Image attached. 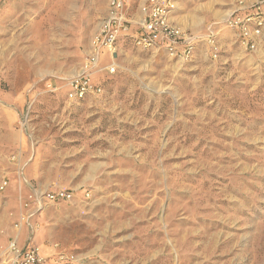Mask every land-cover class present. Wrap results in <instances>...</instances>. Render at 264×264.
<instances>
[{
  "label": "rangeland",
  "instance_id": "obj_1",
  "mask_svg": "<svg viewBox=\"0 0 264 264\" xmlns=\"http://www.w3.org/2000/svg\"><path fill=\"white\" fill-rule=\"evenodd\" d=\"M238 1L170 0L194 59L123 44L103 95L71 102L108 0H0V261L18 236L79 264H264V44L226 27ZM23 175L76 194L28 234Z\"/></svg>",
  "mask_w": 264,
  "mask_h": 264
},
{
  "label": "built area",
  "instance_id": "obj_2",
  "mask_svg": "<svg viewBox=\"0 0 264 264\" xmlns=\"http://www.w3.org/2000/svg\"><path fill=\"white\" fill-rule=\"evenodd\" d=\"M170 0H147L141 6L142 17L137 21L129 16L127 0H108L107 16L101 21L91 48L81 69L70 81L66 97L71 102H83L100 98L104 87L96 81L99 73H116V56L124 40L131 39L135 48L143 51L164 52L172 59L190 62L198 48V37L188 35L172 20L167 5ZM228 29L235 32L239 45L247 51L257 52L264 44V0L244 3L239 0L237 7L225 20ZM215 36H208L209 51L217 58L219 47ZM106 56L112 57L109 65H104ZM52 88L51 84H48ZM3 88L0 83V90ZM26 115V114H25ZM25 121L30 119L27 113ZM27 121V122H28ZM23 126V125H22ZM9 182L4 180L0 190H5ZM74 190L32 189L23 200V212L15 228L19 232L31 225V219L50 204L72 203ZM59 250L60 246L55 245ZM59 264H79L76 254L57 253L54 257ZM0 264H51L41 248L31 239L21 248L18 236L5 249Z\"/></svg>",
  "mask_w": 264,
  "mask_h": 264
},
{
  "label": "crops",
  "instance_id": "obj_3",
  "mask_svg": "<svg viewBox=\"0 0 264 264\" xmlns=\"http://www.w3.org/2000/svg\"><path fill=\"white\" fill-rule=\"evenodd\" d=\"M146 1L147 0H136V7L135 8H133L132 7V5L131 4H133V2H131V0H127V5H128V12H129V16L131 17V18H133V20H139L141 17H142V13H141V6L142 5H144L145 3H146ZM226 20V19H225ZM197 37H198V40H203L202 39V37H203V35H199V34H197L196 35ZM123 44H131L132 46H134L133 45V43H132V40L131 39H128V40H124L122 43H121V45H120V48L122 47V45ZM137 49V48H136ZM153 52H155L156 54H159V53H163V54H165L164 52H156V51H153ZM165 55H167V54H165ZM168 56V55H167ZM111 61H112V57H110V56H106L105 57V59H104V65H109L110 63H111ZM96 81L100 84L101 83V81H100V79L98 78V74H97V76H96ZM1 83V82H0ZM2 84V83H1ZM102 84V83H101ZM3 86V85H2ZM4 90V88H2L1 90H0V92H2ZM23 184H24V187H25V193H26V196L29 194V192H31L32 191V189H39V190H43V191H47V190H50V189H46V188H42V187H39V185H34L32 182H31V180L27 177V176H25V175H23ZM54 190H57V189H54ZM37 216H39V214H37V215H35L31 220L33 221V220H35L36 218H37ZM30 227H34V225L33 224H31V225H28V226H25L23 229H22V231H24L26 234H28V232H29V228ZM30 240L32 239V240H34L35 238H32V237H28ZM27 238V239H28ZM23 243H24V245H25V243L26 242H24V241H22ZM23 245V246H24ZM55 245H59L58 243H53V244H51L50 245V248H48V250L47 249H45L44 251H43V254L45 255V256H47L48 258H49V260H50V262H51V259H54V257L56 256V254L58 253V250H56L55 249ZM60 246V245H59ZM60 248H62L61 246H60ZM64 249V248H63Z\"/></svg>",
  "mask_w": 264,
  "mask_h": 264
}]
</instances>
